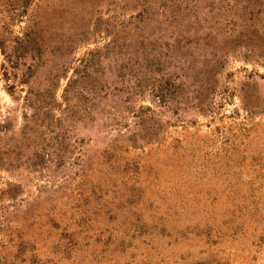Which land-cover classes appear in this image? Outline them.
Here are the masks:
<instances>
[{
    "label": "rangeland",
    "instance_id": "rangeland-1",
    "mask_svg": "<svg viewBox=\"0 0 264 264\" xmlns=\"http://www.w3.org/2000/svg\"><path fill=\"white\" fill-rule=\"evenodd\" d=\"M0 264H264V0H0Z\"/></svg>",
    "mask_w": 264,
    "mask_h": 264
}]
</instances>
